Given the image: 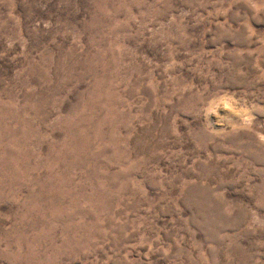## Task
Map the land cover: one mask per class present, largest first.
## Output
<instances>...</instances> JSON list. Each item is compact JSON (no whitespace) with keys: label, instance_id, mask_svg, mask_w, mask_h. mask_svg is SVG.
Instances as JSON below:
<instances>
[{"label":"rangeland","instance_id":"1","mask_svg":"<svg viewBox=\"0 0 264 264\" xmlns=\"http://www.w3.org/2000/svg\"><path fill=\"white\" fill-rule=\"evenodd\" d=\"M0 264H264V0H0Z\"/></svg>","mask_w":264,"mask_h":264}]
</instances>
